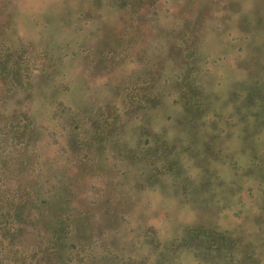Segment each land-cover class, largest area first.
<instances>
[{"label":"rangeland","instance_id":"rangeland-1","mask_svg":"<svg viewBox=\"0 0 264 264\" xmlns=\"http://www.w3.org/2000/svg\"><path fill=\"white\" fill-rule=\"evenodd\" d=\"M1 43L7 56L28 60L36 84L43 68L69 81L59 94L68 106L89 110L111 100L110 88L142 60L149 66L140 85L153 105L142 119L124 111L134 120L120 134L131 151L146 138L140 125L162 135L158 171L129 157L124 169L114 144L101 152L105 170L81 173L71 163L59 171L66 153L75 157L70 138L36 143L40 177L79 178L76 202L90 204L92 233L79 217L69 242L82 244L68 264H264V0H0ZM43 82L30 109L48 131L57 129L54 82ZM189 89L202 107L187 118ZM0 97L8 106L28 98L3 88ZM165 160L172 165L161 167ZM190 229L219 235L209 248ZM51 253L41 254L45 264H67Z\"/></svg>","mask_w":264,"mask_h":264},{"label":"trees","instance_id":"trees-1","mask_svg":"<svg viewBox=\"0 0 264 264\" xmlns=\"http://www.w3.org/2000/svg\"><path fill=\"white\" fill-rule=\"evenodd\" d=\"M2 43L0 60L8 53ZM15 58L14 53L10 52L4 61H0V80L6 77V80H3L4 84L0 81V88L5 92L25 93L28 98L20 106H8L6 99L0 97V264H45L41 254L46 251L52 252V255L59 253L64 263L68 264L78 256L77 251L82 244L80 241L69 242L79 217L84 219L82 221L85 225L84 233L89 231L92 233L94 223H91L87 215L90 204L81 206L76 202L75 190L79 178L74 180L60 178L57 182H53L49 179V175L40 177L45 160L42 153H39L41 149L36 143H40L46 135L54 139L55 134L58 133L70 138L67 147H75V157L66 153L59 171L65 170L71 163L74 167H78L81 173L92 171L96 165L99 169L105 170L106 165L101 159L106 155L101 156V152L106 153V150L114 145L119 149L116 150V154H120L119 164L124 169L128 168L129 162L126 163V160L129 157L130 161L138 158L148 164L149 174L158 171L157 162L168 150L167 141L162 139V135L156 133L153 135L150 133L149 125H140L139 135L146 138L139 150L131 151L120 134V130L124 129L123 122L144 118L140 115L143 113L145 115L146 108L153 105L152 93H147L151 89L145 91L140 85L143 81L142 77L145 76L144 72L149 66L147 61L142 60L141 67L133 68L130 75L124 76L121 82L110 88L111 100L107 99L102 103L96 100L95 103H91L94 106L89 110L88 107L80 105L68 106L63 97L59 96L60 91L64 90L63 87L69 84V81L54 80L55 74H51V77L42 68L39 72L43 73L44 79L36 84L33 79V69L30 70L27 65L28 60ZM140 58H142L141 54ZM43 80L54 82L48 95L54 101L50 113L57 121V129L48 131L43 124H38L40 120L30 109V102L36 97V85L45 83ZM104 85L107 87L108 83ZM184 88L186 89V85ZM196 91L189 89L181 101L187 110V118L202 107L198 98L195 99L198 93ZM190 99H194V105L199 106L198 109L189 104ZM126 110L128 114L136 112L138 114H135L131 121V117L126 118L123 114ZM66 149L63 146L59 148L60 151ZM163 162L161 164L163 168L171 164L167 160ZM121 173V175L127 174L122 170ZM127 178L124 182L130 181V177ZM188 232L203 238L205 243L210 244L209 248L216 243L215 236L219 235L212 230L207 234L206 230L202 229H190ZM18 235L20 240L13 241ZM83 236L85 237L84 234ZM224 240L225 238H221L219 241L224 242ZM58 246L61 247L60 250H57ZM217 249L219 247L215 250ZM110 261L115 263L116 257L111 258ZM121 263L122 260L119 261V264Z\"/></svg>","mask_w":264,"mask_h":264}]
</instances>
